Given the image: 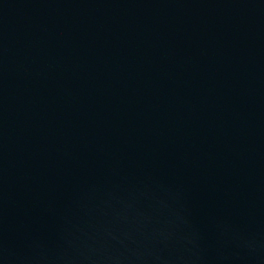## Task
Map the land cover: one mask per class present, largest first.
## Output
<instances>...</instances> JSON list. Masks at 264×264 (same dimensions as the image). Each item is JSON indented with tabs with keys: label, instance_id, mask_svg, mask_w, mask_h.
<instances>
[{
	"label": "water",
	"instance_id": "water-1",
	"mask_svg": "<svg viewBox=\"0 0 264 264\" xmlns=\"http://www.w3.org/2000/svg\"><path fill=\"white\" fill-rule=\"evenodd\" d=\"M0 264H264V0H0Z\"/></svg>",
	"mask_w": 264,
	"mask_h": 264
}]
</instances>
